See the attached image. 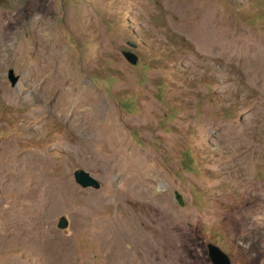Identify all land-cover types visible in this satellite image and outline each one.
<instances>
[{
	"label": "rangeland",
	"instance_id": "obj_1",
	"mask_svg": "<svg viewBox=\"0 0 264 264\" xmlns=\"http://www.w3.org/2000/svg\"><path fill=\"white\" fill-rule=\"evenodd\" d=\"M0 140V264H264V0H0Z\"/></svg>",
	"mask_w": 264,
	"mask_h": 264
},
{
	"label": "water",
	"instance_id": "obj_2",
	"mask_svg": "<svg viewBox=\"0 0 264 264\" xmlns=\"http://www.w3.org/2000/svg\"><path fill=\"white\" fill-rule=\"evenodd\" d=\"M123 55L132 64L137 61V54L130 49H125L122 51ZM7 77L9 78L11 84H15L19 78L18 74L14 73L13 68H8ZM73 176L77 183L83 187H95L100 186V180L92 175L88 170L83 167H75L73 170ZM68 225V219L65 214H60L57 220V226L59 228H64ZM207 254L209 259L213 264H232V259L225 250H223L217 243L213 241H206Z\"/></svg>",
	"mask_w": 264,
	"mask_h": 264
},
{
	"label": "bare ground",
	"instance_id": "obj_3",
	"mask_svg": "<svg viewBox=\"0 0 264 264\" xmlns=\"http://www.w3.org/2000/svg\"><path fill=\"white\" fill-rule=\"evenodd\" d=\"M63 88V87H62ZM50 89V88H49ZM62 90V89H61ZM83 90V89H82ZM91 90V89H90ZM61 92V91H60ZM64 94V93H63ZM62 94V95H63ZM72 94V93H71ZM1 141V140H0ZM3 148V143H0V151H1V149ZM3 154V153H2ZM60 171V170H59ZM63 177H65V176H63ZM67 177V176H66ZM67 178H69V177H67ZM66 178V179H67ZM61 180H63V179H61ZM60 179H59V181H61ZM55 183L51 186V189L53 188V191H50V192H46V193H48L47 194V198L45 197H43V200H42V203H41V205L39 206V207H35L33 204L30 206V205H28V206H30L29 208H28V211H36V210H38V209H42L43 207H45V205L46 204H49L50 202V204H51V207H56L55 206V201L53 200V198H56V194H57V196L58 195H62L63 196V198H64V203H62L63 205L65 204L66 206H68L69 205V202H70V200H71V192H73V191H71L73 188H72V186L70 185V183L67 181V180H65V182L63 181V182H58V180H56V181H54ZM39 190V189H38ZM45 193V194H46ZM56 193V194H55ZM33 194V193H32ZM34 196V198H36L37 197V195L36 194H34L33 195ZM58 198V197H57ZM56 200V199H55ZM59 200V199H58ZM162 202V201H161ZM59 203V202H58ZM164 205V204H163ZM27 206V207H28ZM161 206V205H160ZM62 206H60L59 204H58V209H60ZM162 208V207H161ZM56 209V208H55ZM27 211V210H26ZM27 211V212H28ZM27 214V213H26ZM29 214H31V213H29ZM25 220H27V219H25ZM10 224H12V221H10L9 222ZM117 237L118 236H115V238L114 237H112L114 240H116L117 239ZM112 238H111V240H112Z\"/></svg>",
	"mask_w": 264,
	"mask_h": 264
}]
</instances>
